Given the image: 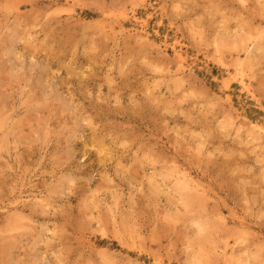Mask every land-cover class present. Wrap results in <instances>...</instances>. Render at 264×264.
<instances>
[{
  "label": "rangeland",
  "instance_id": "rangeland-1",
  "mask_svg": "<svg viewBox=\"0 0 264 264\" xmlns=\"http://www.w3.org/2000/svg\"><path fill=\"white\" fill-rule=\"evenodd\" d=\"M0 264H264V0H0Z\"/></svg>",
  "mask_w": 264,
  "mask_h": 264
}]
</instances>
